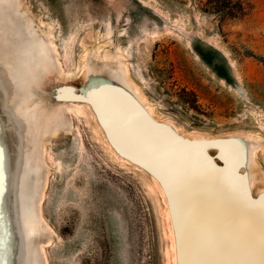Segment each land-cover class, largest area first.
<instances>
[{"label":"rangeland","instance_id":"374dc122","mask_svg":"<svg viewBox=\"0 0 264 264\" xmlns=\"http://www.w3.org/2000/svg\"><path fill=\"white\" fill-rule=\"evenodd\" d=\"M204 1L13 0L45 38L56 66L50 78H40L37 67L38 76L26 82L25 64L14 48L21 45L17 33L0 24L9 37L0 39L9 59L0 61L2 75L19 95L12 108L1 103L0 114L13 125L7 129L17 145L7 144L18 167L24 154L33 156L30 180L40 179L39 199L44 185L40 209L45 225L36 222L45 229L43 236L41 231L37 235L43 264L42 247L47 264H169L167 205L175 221L177 264L200 263L199 229L188 188L176 184L185 195L175 202L165 182L172 179V171L159 161L163 177L138 155L143 142L151 148L147 138L155 140L151 131L156 122L140 117L132 86L110 61L90 65L83 73L93 56L86 53L94 47L116 59L155 116L169 122L167 128L180 140L168 150L171 157L188 142L182 136H192L193 145L204 148L198 154L215 170L227 171L240 188V211L261 206L264 145L257 149L258 175L249 188V166L221 157L214 143H239L245 135L264 142V0H244L249 12L242 19L207 12ZM13 69L21 75L15 82L7 74ZM27 104L57 110L62 127L44 132L43 119L29 118ZM90 108L104 129L105 120L114 123L128 142L111 134L107 139ZM124 145L135 151L123 150ZM155 176L166 186V200ZM181 217L191 234L183 229Z\"/></svg>","mask_w":264,"mask_h":264},{"label":"bare ground","instance_id":"6f19581e","mask_svg":"<svg viewBox=\"0 0 264 264\" xmlns=\"http://www.w3.org/2000/svg\"><path fill=\"white\" fill-rule=\"evenodd\" d=\"M0 24L9 26L10 31L14 30L17 33V39L21 45L20 47L14 46V48H16V56L25 64L27 71L25 81L28 82L34 76H38L35 72L37 67L41 71L40 78L45 76L50 78L56 69L53 55L45 38L34 28L26 11L15 7L13 0H0ZM0 39H9L6 30L0 31ZM16 43L17 41L13 42L14 45ZM91 55L93 56L89 61L87 60L83 73L89 70L90 65L95 68V66L99 67L104 64L103 61H110L132 86L139 103L140 117L156 122L153 126L154 130L151 131L155 140L147 138L152 149L143 142L140 144L138 155L163 177L165 174L159 168V161L164 162L172 171V179L165 180V182L175 202H179V198L183 201L185 195L182 194V191H178L179 188L176 184L183 183L188 188L189 192L186 193V196L196 216L195 226L199 229L197 233L199 235L197 236L199 264H264V200H262L261 206L258 205L261 207L260 209L257 207L242 213L238 207H242L244 202L242 203L237 197V194H240L238 185L231 180L227 171L215 170L212 164L198 154L200 151H204V148L201 145L199 147L193 145L196 139L188 134L182 136L184 140L188 141L186 145L176 154V157H171L168 150L175 149V142H180V140L167 128L166 125L169 122L155 116L152 107L145 100V96L142 95L137 85L128 77L126 69L116 59L106 57L99 47L91 48L86 53V56ZM1 60L9 61L8 55L0 48ZM2 70L0 64V109L1 103L12 108L13 105L19 103V95L16 94L15 85L7 80L5 74L2 75ZM7 74L14 76L11 78V81L14 82L21 76L17 69L10 70ZM26 101H29V98H26ZM27 107L29 118L36 121L43 119L44 132H57L62 127L63 117L57 110L53 112V110H47L41 106H28V104ZM52 112L53 114H51ZM90 112L95 116L100 130H104L103 134L107 139L111 134L115 139L128 142V137L123 132H119L114 123L109 124V121L105 120L104 129L99 115L93 108H90ZM11 121H14L12 117ZM7 127L12 128L13 125L9 124L6 119L4 120L0 114V264H43L39 255L37 239L39 231L42 232V236L45 233L44 228L41 230L37 226L38 222H42L38 213L40 179L30 180L33 166L30 163L33 159L31 154H24L21 165L18 167V160L12 156L13 150L7 144V140H9L17 145L18 140ZM161 129L165 130L164 133ZM140 138L146 139L142 134ZM260 139L255 135H245L242 136L239 143H230L224 140L214 143L219 148L221 157L225 158L228 155L229 161L234 165L236 160L241 159L245 166H249L247 172L249 188H252L258 175L257 169H255L258 166L256 152L260 146L264 145V142L261 144L255 141ZM107 144L112 153L122 160L118 156V152L112 149L110 140H107ZM124 149L135 151L134 148L127 145H124ZM145 155L148 158H145ZM178 161H180V165ZM22 163H25V169L22 167ZM154 182L166 200L168 196L166 186L156 176ZM233 182L235 184H232ZM177 193L178 195H176ZM166 207L168 237L172 242L168 251L169 264H177L175 221L169 205ZM180 219L187 235L191 234L189 231L191 226L184 222L182 217ZM40 238L42 239V237ZM229 245L233 249L229 248ZM223 255L228 259H224ZM184 264H188L186 260H184Z\"/></svg>","mask_w":264,"mask_h":264},{"label":"trees","instance_id":"16d2710c","mask_svg":"<svg viewBox=\"0 0 264 264\" xmlns=\"http://www.w3.org/2000/svg\"><path fill=\"white\" fill-rule=\"evenodd\" d=\"M203 5V10L219 13L228 19H242L249 12L244 0H205Z\"/></svg>","mask_w":264,"mask_h":264},{"label":"water","instance_id":"95a60500","mask_svg":"<svg viewBox=\"0 0 264 264\" xmlns=\"http://www.w3.org/2000/svg\"><path fill=\"white\" fill-rule=\"evenodd\" d=\"M172 126H174V125H172ZM174 127H175V126H174ZM175 128H176V127H175ZM41 161H42V163H43V165H44V160L41 159ZM44 182H45V181H44ZM43 189H44V185H43V188H42V191H41L40 201L38 202V213H39V216H40L42 222H43L44 225H45V222H44L43 217H42V215H41V209H40V203H41V199H42ZM46 244H47V243H46ZM43 256H44V258H46L45 253H44V249H43ZM45 261H46V264H47V259H45Z\"/></svg>","mask_w":264,"mask_h":264}]
</instances>
